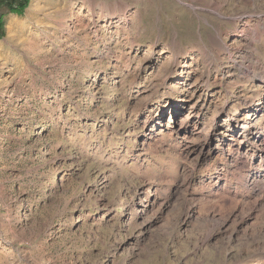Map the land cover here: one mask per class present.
Wrapping results in <instances>:
<instances>
[{"label":"rangeland","instance_id":"374dc122","mask_svg":"<svg viewBox=\"0 0 264 264\" xmlns=\"http://www.w3.org/2000/svg\"><path fill=\"white\" fill-rule=\"evenodd\" d=\"M2 11L0 264L264 263V0Z\"/></svg>","mask_w":264,"mask_h":264},{"label":"bare ground","instance_id":"6f19581e","mask_svg":"<svg viewBox=\"0 0 264 264\" xmlns=\"http://www.w3.org/2000/svg\"><path fill=\"white\" fill-rule=\"evenodd\" d=\"M13 28V25L12 23L9 25V30H11ZM9 35V34H8ZM224 47H226V44L224 43L223 44ZM249 62V61H248ZM233 66H237L239 68H243L244 67V59L243 57L239 58V59H234L233 60V64H231ZM244 70V69H243ZM262 76V75H261ZM222 101H220L219 104H221ZM224 105V103H222ZM221 104V105H222ZM239 117V116H238ZM242 117V116H241ZM243 121V120H242ZM251 132H247V133H244L246 135H250ZM241 134V133H240ZM255 136V135H254ZM261 136V135H260ZM248 137V136H247ZM248 140V139H247ZM257 141H264V137H261L259 139H257ZM257 145V144H256ZM254 151V150H253ZM260 155H262L261 152H259ZM264 155V154H263ZM248 170V169H247ZM246 175V176H245ZM244 175V185L247 189H252V190H255L257 192H260L258 194V196L255 198V201H254V204L252 207H250V209H253L255 210L254 206L257 207V206H263L264 207V168L260 171L256 170V171H253L251 172L250 170L247 171V174ZM257 195V194H256ZM255 195V196H256ZM239 211L243 212L244 210L240 209ZM262 218L263 220V225H262V231L264 233V211L261 213V215H256L254 216V219L253 220H256L258 218ZM251 225L249 224V227ZM261 248V249H260ZM256 249H259V252L263 253V257H264V246H259V245H255L254 247V250ZM264 264V263H263Z\"/></svg>","mask_w":264,"mask_h":264},{"label":"trees","instance_id":"16d2710c","mask_svg":"<svg viewBox=\"0 0 264 264\" xmlns=\"http://www.w3.org/2000/svg\"><path fill=\"white\" fill-rule=\"evenodd\" d=\"M27 1L28 0H0V35L2 34V27L5 24L2 6H6L10 11L21 12L27 4Z\"/></svg>","mask_w":264,"mask_h":264}]
</instances>
